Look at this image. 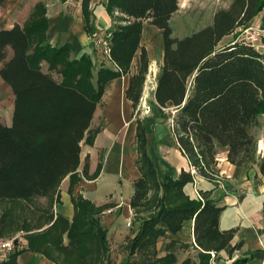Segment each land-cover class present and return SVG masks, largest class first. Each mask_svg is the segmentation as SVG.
Segmentation results:
<instances>
[{
	"label": "trees",
	"instance_id": "1",
	"mask_svg": "<svg viewBox=\"0 0 264 264\" xmlns=\"http://www.w3.org/2000/svg\"><path fill=\"white\" fill-rule=\"evenodd\" d=\"M92 2L82 0V10L85 28L94 37L98 28ZM106 8L113 16L118 9L133 19L109 31V59L114 67L103 63L97 71L90 55L72 58L71 43L54 46L49 42L50 20L43 1L36 4L25 25L0 29V75L15 92L14 122L0 123V201L51 195L68 175L70 191H74L81 180L77 171L81 143L84 139L92 143L99 132L89 128L102 96L111 81L130 73L138 50L140 71L131 75L126 95L134 106L140 102L150 65L142 46L145 19L162 29L165 41L155 98L160 113L173 118L177 142L191 164L204 177L214 179L222 150L235 166L251 168L259 161L254 129L264 115V52L240 35L257 18L264 29V0H232L228 8L217 9L211 25L182 38L173 36L170 25L179 0H109ZM233 34L232 43H222ZM44 61L63 79L57 81L43 71ZM137 129L143 174L135 180L132 205L148 216L144 215L128 244L129 255L137 258H128L125 264H211V251L225 250L236 233L220 229L224 207L212 190L194 198L185 192V185L194 180L191 172L182 170L178 179L166 176L161 180L141 120ZM259 167L264 174V158ZM73 203V221L58 216L49 228L29 233L30 248L51 254L59 264L108 259V229L99 218L103 209L81 195L73 196ZM189 220L194 221L199 261L187 257L179 263L174 249L189 244L176 240L159 257L158 240L167 231L179 233ZM0 221L2 237L15 220L5 214ZM251 259L240 256L232 264H247Z\"/></svg>",
	"mask_w": 264,
	"mask_h": 264
},
{
	"label": "crops",
	"instance_id": "2",
	"mask_svg": "<svg viewBox=\"0 0 264 264\" xmlns=\"http://www.w3.org/2000/svg\"><path fill=\"white\" fill-rule=\"evenodd\" d=\"M43 1L47 8L46 15L50 20L48 40L51 44L56 46L65 42L71 43L72 58H79L83 54L90 55L96 63L95 71L103 63L114 67L109 57L103 53V47L95 42V38L90 37L85 28L86 20L82 10V0H76L78 4H74V0H60L61 4H66V7L63 10L60 6L59 16L51 14L50 6L52 4L49 0ZM104 1L93 0L92 2L96 28H98L97 37L105 35L118 23H127L125 18L116 13L118 9L115 10L114 16L108 13L106 4L109 0ZM5 3L6 0L0 4V29H10L16 23L25 25L28 20L21 22L15 16L16 8L14 6L9 7ZM144 27L145 31L148 28L146 21ZM154 28L157 32L155 41L151 39L144 41V33L142 38V46L147 49L150 57V65L140 102L134 106L133 101L128 99L126 95L131 75L140 71L141 50H138L131 65L130 73L117 77L107 85L108 87L102 96L101 103L89 128V131L99 130L94 141L88 144L84 139L81 143L82 147L87 145L89 148L85 158L82 156V149L81 164L79 166L82 169L81 171L79 168L77 169L81 180L75 185L74 191L71 192V176L68 175L55 193L41 196L38 204L28 205L27 212H30L31 216L28 219L31 223L29 222L28 225L31 226L24 231L29 234L45 230L56 221L58 216L73 221L76 208L72 198L78 195L103 209L99 218H101L102 226L108 229L111 234L114 233L115 227L121 229V232H125L127 221L130 219L134 220L132 227L137 230L140 221L146 216L144 211L138 209V207L134 208L132 205L136 189L134 187L135 180L143 174L137 138V125L138 121L141 120L146 129L148 149L155 160L158 177L161 180L166 176L178 179L183 172L182 170L191 172L194 174V180L185 185V192L191 198H194L198 197L199 194L201 195V191L212 190L213 197L217 199L221 207H224L219 222L220 229H235L236 233L225 250L220 252L223 264H232L240 256L252 257L247 264H264V179L260 180L259 178L261 175L260 168L251 167L249 169L235 166L229 162L227 151L222 150L219 154V174L214 179L206 178L196 170L189 158L183 153L179 142H177L174 129L165 122H156V124L155 118L148 114L147 105L149 103L159 107L155 98L157 76L160 71L157 64L163 62L164 59L165 41H163V33L160 27L154 26ZM234 39V34L228 35L223 38L222 43H232ZM153 66H156V68ZM153 75L156 76L155 82L151 81ZM14 103V89L0 75V123L13 124ZM102 109H104L103 115L106 116L105 124L95 126L96 118L99 117L97 113ZM140 109H142V114L147 115L146 119L138 116L137 113ZM128 124L129 132L121 135ZM261 176L264 177V174ZM48 198H50L51 203L43 204ZM40 199L42 200L40 201ZM8 207L3 214H1L3 210H0V220L14 206ZM48 207L49 211L47 212ZM134 211L135 217L132 215ZM17 222L15 220V223L5 230L2 234L3 238L12 237L20 232L17 230L19 226ZM194 231L193 220L186 221L177 234L167 231L158 244L159 253L165 255L168 244L174 240L191 245L193 251H200L197 244L195 248ZM127 232L128 235L131 234V232ZM134 236L132 234L131 238ZM67 242L68 238L65 235L64 243ZM239 243L243 245L236 248ZM29 245L20 252L11 255L5 264H59L51 254L43 250L32 249ZM232 249L234 250L232 251ZM182 254L183 252L178 254L180 260L186 258V254Z\"/></svg>",
	"mask_w": 264,
	"mask_h": 264
},
{
	"label": "rangeland",
	"instance_id": "3",
	"mask_svg": "<svg viewBox=\"0 0 264 264\" xmlns=\"http://www.w3.org/2000/svg\"><path fill=\"white\" fill-rule=\"evenodd\" d=\"M42 1L43 0H6L5 4L9 5V7L14 6L16 8V11L14 12L16 14L15 16L21 22H25L30 17L29 15L33 12L36 4L39 2H42ZM49 1L52 4L50 6L51 14H56L59 16L60 6H62V9L64 10L66 7V4H61L62 0L61 1L60 0H49ZM74 1H73L74 4H78L77 3L78 1H76V0H74ZM102 1H104V0H102ZM231 3H232V0H179V9L177 10V12L174 13L173 17L170 20V25L173 27V31H174L173 36L182 38V37L188 36L189 34L196 32L198 30H201L203 27H205L207 25H211L213 22V19H214V14L217 12V9H220V8L226 9L231 5ZM116 13H118L119 16H122L123 18H125L127 23H128V21L133 19L132 17H130V18L127 17L126 14H124L122 12L120 13L119 10ZM53 18H55V17H53ZM145 21L147 23L148 28L144 31L145 36L143 39H144V41L145 40L149 41L150 39L152 41H155L156 40L155 36L157 34L156 29L146 19L144 20V24H145ZM124 24H126V23H124ZM250 27H251V29H249V31H247V33H245V35L244 34L240 35V37L250 38L251 40L254 39L256 47L260 51L264 52V29L262 28V23H261L260 19H258V18L255 19L253 24L250 25ZM161 32H162V29H161ZM90 37L92 39L96 38L95 36L93 37L91 35H90ZM102 47H103V53L105 54L104 46H102ZM162 63L163 62H161V63L159 62V64H157L159 70H160ZM42 66H43V71L51 73L57 81L63 79L62 73H60L58 70H51L49 68V63L47 61H44ZM153 67L156 68V66H153ZM151 81H153V82L156 81L155 75H153V78H151ZM147 106H148L147 109L149 111L148 114H151V117L155 118V123L156 122L157 123L165 122L166 124L170 125L172 128V123H173L172 117H166V116L162 115L160 113L158 106L155 107V105H152L150 103ZM103 110L104 109H102L101 111H99L97 113L98 114L97 116H99V117L96 118L95 126L105 124L104 121H105L106 116L103 115ZM141 112H142V109L138 110V113H137V114H139L138 116H140L143 119L144 118L146 119L147 115L142 114ZM152 122H154V121H152ZM256 125L257 126H255L254 131H255V134L259 140V147H258L259 161L255 164H253L251 167H258V169H259L260 168L259 167L260 161H261V159L264 158V115L259 118L258 123ZM128 126H129V124L125 127L126 130H123L121 135H125L129 132ZM151 127H152V125H151ZM88 151H89V148L87 145H85L83 147V153H82L83 158H85V155H86V153H88ZM134 154H135V151H134ZM79 169L81 171L82 167H80ZM260 174L263 175L261 169H260ZM261 175L259 176V178H260V180H263L264 177ZM257 176H258V174H257ZM64 178L62 179V181L64 180ZM61 184H62V182L60 183V185ZM60 185H59V187H60ZM39 198H41V196H33V197H26V198H23V197L4 198L3 200L0 201V210H3L1 212V214H3V212H5L6 208L7 209L9 208L8 206H14V207L10 208L8 210V212H6L7 215L9 216L8 219H13L16 221L18 220L19 226H18L17 230H19V231H20V229L26 230L27 229L26 227L31 226V225H28L30 222L28 219L31 218L30 212L29 213L27 212L28 205L38 204ZM41 200L42 199H40V201ZM72 201H73V198H72ZM48 203H51L50 198H48L46 201H44L43 204H48ZM48 211H49V207L47 209V212ZM134 213H135V211H134ZM134 213H133V215H134ZM144 213L146 216H148L147 212H144ZM130 221H132L131 224H129ZM133 222H134L133 219L127 221L125 232H123V231L121 232V229H117L116 227L114 229V233H112V234L107 231L108 232V245H107V247H109L108 259L103 258V259H101L102 261H99L100 262L99 263L98 259H100V258L95 257V259H97V260L93 261L91 259L89 261V263H87V264H101V263H104V264H125V262H127L126 260L128 258H130V260L136 259L137 255H132V256L129 255L130 248L128 246V244L130 243V241L132 239L131 235L132 234L136 235V233H137L136 228L133 229V227H132ZM119 228H121V227H119ZM137 229H138V227H137ZM118 230H120V231H118ZM127 231L131 232V234L128 235L129 233ZM9 235H11V234H9ZM161 240H162V237L158 240V242L156 244L159 257H163L166 255V254L161 255L159 253V245L158 244ZM195 248H196V244H195ZM195 248H194V250H195ZM167 251H168V248L166 249V253H167ZM174 251L177 253V256L179 253L183 252V254H186V256H185L186 258L189 257V258L193 259L194 262L199 261V258H198L199 251L198 252L193 251V248H191V245H189V246L187 245L186 247L181 246V247L175 248ZM214 253H215L214 255L211 253V258H212L211 264H223V262L221 261V258H220V253L216 254L215 251H214ZM178 259H179V257H178ZM184 260L179 259V263H181V261H184Z\"/></svg>",
	"mask_w": 264,
	"mask_h": 264
},
{
	"label": "built area",
	"instance_id": "4",
	"mask_svg": "<svg viewBox=\"0 0 264 264\" xmlns=\"http://www.w3.org/2000/svg\"><path fill=\"white\" fill-rule=\"evenodd\" d=\"M251 27H247L244 31L247 33ZM112 33L109 32L106 35H103L101 37H97V34H95V42L98 45L104 46V51L107 57H109V52H110V42L109 38H111ZM245 41L248 43L253 44L256 47V44L254 42V39L246 38L244 37ZM257 48V47H256ZM258 49V48H257ZM259 50V49H258ZM260 51V50H259ZM262 52V51H261ZM110 58V57H109ZM201 197V195L199 194ZM133 215V213H132ZM131 220V219H130ZM132 221L129 222L131 224ZM29 241H28V233L24 230H20V232L14 234L12 237H0V264H5L11 255L14 253L20 252L21 250L25 249L28 247ZM211 253L214 255V251H211Z\"/></svg>",
	"mask_w": 264,
	"mask_h": 264
}]
</instances>
